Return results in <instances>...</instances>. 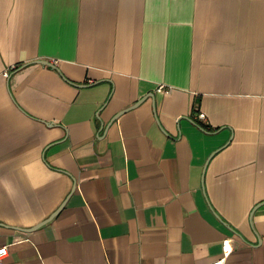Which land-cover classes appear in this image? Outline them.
<instances>
[{
    "label": "crops",
    "instance_id": "obj_1",
    "mask_svg": "<svg viewBox=\"0 0 264 264\" xmlns=\"http://www.w3.org/2000/svg\"><path fill=\"white\" fill-rule=\"evenodd\" d=\"M226 237L264 264V0H0V264H209Z\"/></svg>",
    "mask_w": 264,
    "mask_h": 264
},
{
    "label": "built area",
    "instance_id": "obj_2",
    "mask_svg": "<svg viewBox=\"0 0 264 264\" xmlns=\"http://www.w3.org/2000/svg\"><path fill=\"white\" fill-rule=\"evenodd\" d=\"M11 67H15V65L13 64ZM5 73L8 74V69L5 70ZM162 87H163V85H159V89H162ZM198 116L200 118H203L206 115H205V112L200 111ZM232 249H233V246H232L231 239L229 237L224 238L223 242H222L223 255L219 259L211 261L209 264H225V261H226L228 255L230 254V252L232 251ZM7 250H8L7 245L1 246L0 247V257H3L7 253ZM2 264H6V263L3 262ZM19 264H23V263H19Z\"/></svg>",
    "mask_w": 264,
    "mask_h": 264
},
{
    "label": "water",
    "instance_id": "obj_3",
    "mask_svg": "<svg viewBox=\"0 0 264 264\" xmlns=\"http://www.w3.org/2000/svg\"><path fill=\"white\" fill-rule=\"evenodd\" d=\"M39 60H40L41 62H43V63L50 64V65H52V66H56L55 63L49 61L48 59H39ZM151 95H153V93H151ZM146 97H147V96L142 97L141 99H139L138 101H136V102L133 104V106H134V105H137V104H139V103H141ZM63 204H64V202H63V203H62V204H61V205H60V206H59V207H58L53 213H51L47 218L43 219L42 221H40V222L37 223L36 225H34V226H32V227H29V228H35V227L41 225L42 223H44V222L50 220L52 217H54V216H55V215L61 210Z\"/></svg>",
    "mask_w": 264,
    "mask_h": 264
}]
</instances>
